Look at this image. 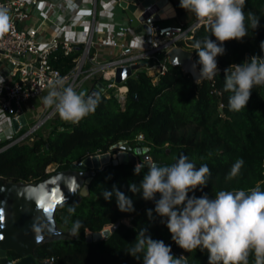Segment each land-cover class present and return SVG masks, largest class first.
Listing matches in <instances>:
<instances>
[{
    "label": "trees",
    "instance_id": "obj_1",
    "mask_svg": "<svg viewBox=\"0 0 264 264\" xmlns=\"http://www.w3.org/2000/svg\"><path fill=\"white\" fill-rule=\"evenodd\" d=\"M175 7L176 21L182 26L196 17L180 8L179 2ZM244 11L259 17V27L251 30L249 26V35L242 41L224 42L225 54L216 58L220 70L216 78L197 80L179 65L169 62L165 73L155 82L145 69L138 70L124 81L128 93L123 110L112 94L99 93L101 101L95 112L78 123H67L56 116L51 120V129L46 133L39 130L32 142L16 143L0 151V180L34 182L49 174L46 168L51 164L56 165V170L69 169L71 163L88 155L116 153L124 143L141 150L138 156L145 167L139 176L133 173L135 166L108 164L94 173L87 196L81 197L77 204L57 209L55 220L61 227L71 231L74 222L79 220L82 228L74 238H53L38 244L34 249L36 259L43 261L53 257V264H142V259L136 260L126 251L133 246L140 228H147L153 239L170 245L175 256H186L188 264H208L207 250L198 248L188 253L181 249L155 211L153 219L149 220L146 209H154L153 201H145L137 194L133 197L135 211L124 213L118 210L115 197L106 201L100 194L115 184L120 191L133 196L128 190L129 183H139L151 162L170 165L180 155H186L197 168L207 164L211 170L208 184L202 190L198 188L189 193L190 196L207 193L215 198L221 190L247 191L257 185L264 191V85L253 87L246 108L239 112L229 110L228 98L232 93L224 91L223 87L225 68L231 71L233 64H240L248 57L264 56V46L261 48L264 0H246ZM183 16H187L186 21L182 20ZM206 35L210 34L202 22L191 38L177 41L176 45L192 51L196 62L194 41ZM79 54V49L66 56L58 50L52 63L64 73L74 65ZM11 140L1 142L0 148ZM145 154L151 160H144ZM237 159H243L244 164L239 174L229 180L227 176ZM156 198H159L158 193ZM69 207H75L74 214L69 215ZM117 221L124 222L107 238L86 241L87 231H100ZM7 254L11 259L18 257L14 251ZM249 261L254 264V257L250 256Z\"/></svg>",
    "mask_w": 264,
    "mask_h": 264
},
{
    "label": "clouds",
    "instance_id": "obj_2",
    "mask_svg": "<svg viewBox=\"0 0 264 264\" xmlns=\"http://www.w3.org/2000/svg\"><path fill=\"white\" fill-rule=\"evenodd\" d=\"M245 3L246 0H179V7L192 12L210 34L193 44L198 56L197 80H212L219 75L216 58L225 54L224 42L242 41L249 35V26L251 30L259 27V17L250 11L246 13ZM13 28L10 10L0 6V37ZM232 66L231 71L229 67L224 69L223 87L232 93L228 98L229 110L239 112L246 108L253 87L264 85V56L253 55ZM49 89L42 98L43 104L54 107L62 119L73 123L94 113L101 101L99 93L78 92L70 85L65 86L59 77L49 82ZM243 164V159H237L227 179L236 177ZM144 167L137 163L134 175L139 176ZM147 169L139 183H129L128 190L133 196L126 195L115 184L100 195L106 201L115 197L118 210L124 213L135 211L133 197L137 194L145 201H153L154 209H146L149 220L155 211L176 245L188 253L198 248L207 250L208 264H250V256L254 257V264H264V191L259 185L247 191L221 190L215 198L207 193L197 197L189 193L208 184L211 170L207 164L197 168L186 155H180L170 165L151 162ZM68 213L74 214L75 207H69ZM81 228L82 222L77 220L71 234L79 235ZM134 240L126 254L142 259V264H188L186 256H175L171 246L153 239L147 228H140Z\"/></svg>",
    "mask_w": 264,
    "mask_h": 264
},
{
    "label": "built area",
    "instance_id": "obj_3",
    "mask_svg": "<svg viewBox=\"0 0 264 264\" xmlns=\"http://www.w3.org/2000/svg\"><path fill=\"white\" fill-rule=\"evenodd\" d=\"M62 1L68 9L65 16L58 14L60 1L0 0V6L10 10L14 25L12 31L0 37V78L3 79L0 84V141L9 139L7 130L14 131L11 119L24 115L26 120V124L14 131V136L10 137L12 140L0 151L16 143L33 141L35 134L56 117L58 111L45 106L34 123L29 124L27 118L29 110L26 105L49 89L50 81L62 78L65 86L70 85L78 92L89 83L88 93L93 89V81L95 87L102 83L104 90L100 93L105 96L112 94L123 110L128 87L124 81H115V70L144 63L143 69L155 82L170 63L168 50L177 46V41L191 38L202 23L198 19L186 26L151 22V43H147L144 38L140 40V33H135L130 27L126 14L119 6L120 0H82L75 9L70 7L75 0ZM33 16L37 25L30 24V20L35 18ZM46 21L51 22L54 29L50 34L43 35L40 27ZM64 33L72 34V37L62 38ZM120 35L128 39H120ZM98 45L118 48L119 52L115 56L99 59L93 51ZM78 49L79 56L66 72L62 73L53 65L54 54L58 50L66 56ZM135 72L132 70V75ZM26 126L29 127L22 131ZM59 128L62 129L61 126ZM46 172L50 171L46 169ZM45 260L53 264L54 258Z\"/></svg>",
    "mask_w": 264,
    "mask_h": 264
},
{
    "label": "water",
    "instance_id": "obj_4",
    "mask_svg": "<svg viewBox=\"0 0 264 264\" xmlns=\"http://www.w3.org/2000/svg\"><path fill=\"white\" fill-rule=\"evenodd\" d=\"M119 6L126 14L130 27L135 33H144V39L151 43V22H160L163 18V8H168V18L176 16L172 3L168 0H120ZM169 61L179 65L184 72L190 73L197 79L199 68L193 59L192 51L179 46H172L168 50ZM195 64V70L193 65ZM144 63L118 67L115 70V81L121 83L132 76V70L143 69ZM104 90L102 83H98L88 94L100 93ZM132 96L136 98L133 92ZM24 115L18 119H11L14 131L24 126ZM120 151L114 156L110 152L88 155L80 161L70 164L68 172H75L68 177L66 172L56 170L35 183L3 182L0 180V264H51L47 260L40 261L34 256L35 247L43 241L30 239L28 231L35 225L47 224L43 233L54 234V211L67 204H77L81 197L89 194V184L96 171L108 164H137L141 150L132 148L129 144H122ZM136 155V156H135ZM144 160L148 155L142 156ZM120 222L110 225L100 231L87 233V242L107 238ZM128 224V223H127ZM28 234V235H27ZM8 251H14L18 257L11 259Z\"/></svg>",
    "mask_w": 264,
    "mask_h": 264
},
{
    "label": "rangeland",
    "instance_id": "obj_5",
    "mask_svg": "<svg viewBox=\"0 0 264 264\" xmlns=\"http://www.w3.org/2000/svg\"><path fill=\"white\" fill-rule=\"evenodd\" d=\"M176 2H179V0H176ZM183 19H185V21H186L187 16H183ZM195 19H197V18L196 17L192 18V20L190 22L194 21ZM161 22L163 24L166 23L164 21H161ZM88 85H89V83H86V85L83 87V89L81 91H84L86 93L87 90H88L87 89ZM49 90L50 89H46L37 98L32 99L31 101L28 102L29 112L27 113V118H28V123L29 124L34 123L42 115V112H43V110L45 108V105L42 102V98L48 94V91ZM56 116H60V114L57 113ZM28 127L29 126L24 127L22 131H24ZM51 127H52V123H51V120H50L40 130L43 131L44 133H46L48 130L51 129ZM148 159L151 160L150 158H148ZM139 162H140V159L138 158L137 163H139ZM47 168L50 171L49 173H53V172L56 171V165L55 164H51ZM61 171L66 172V174H67L68 177H72L73 175L76 174L75 172H68L69 169H65V170H61ZM35 182L36 181H34V182L32 181V183H35ZM26 183H30V182H22V184H26ZM56 211H54V219H55V213H56ZM46 225L47 224H45V225L44 224L35 225L31 230L28 231V234H29L28 237H30V239H37V241H45V240L53 239V238H74L75 237V236H73L71 234V231L70 230L61 227L59 225V223L56 222V220H55L54 227H55V229L58 232L57 233H54V234L43 233L44 228H45ZM109 226L110 225H107L104 228H107ZM87 232L90 233L89 231H87Z\"/></svg>",
    "mask_w": 264,
    "mask_h": 264
},
{
    "label": "crops",
    "instance_id": "obj_6",
    "mask_svg": "<svg viewBox=\"0 0 264 264\" xmlns=\"http://www.w3.org/2000/svg\"><path fill=\"white\" fill-rule=\"evenodd\" d=\"M48 1H51V2L60 1V3L58 4V10H57L58 14H61L63 16H65L67 14L68 9L66 8V6H65V4H64V2L62 0H48ZM168 1L170 3H172V5L174 6V9L176 11V16H177V9L175 7L176 0H168ZM81 2H82V0H75V2L70 5V7H73L75 9V7L80 5ZM167 10H168L167 7L163 8L162 16L165 17V18H163L162 20L164 22H166V24H177L178 22L176 21V16L168 18ZM33 17H35V16H33ZM182 20L185 21V19H183V18H182ZM106 21H108V20H106ZM30 24L31 25H37L36 17L32 18L30 20ZM53 29H54L53 24L51 22H49V21H46V22H44L43 25H41L40 32L43 35H48V34H50L53 31ZM70 37H72V34H69V33H64L63 36H62V38H70ZM119 37H120V39H126V40L128 39L127 36L120 35ZM138 37H140V40L142 38H144L142 33H140V35ZM93 51H95L97 53V56H98L99 59H105L107 57H112V56L117 55V53L119 52V49L118 48H103V47L98 45L97 47L93 48ZM26 107H27V110H29V105L28 104L26 105ZM7 133H8V136H9L8 138H10V137L14 136L15 132L13 130H9V131L7 130ZM1 142H3V141H0V143Z\"/></svg>",
    "mask_w": 264,
    "mask_h": 264
},
{
    "label": "flooded vegetation",
    "instance_id": "obj_7",
    "mask_svg": "<svg viewBox=\"0 0 264 264\" xmlns=\"http://www.w3.org/2000/svg\"><path fill=\"white\" fill-rule=\"evenodd\" d=\"M120 150H121V149H118L117 151H120ZM117 151H116V152H117ZM138 158L140 159V156H138Z\"/></svg>",
    "mask_w": 264,
    "mask_h": 264
},
{
    "label": "bare ground",
    "instance_id": "obj_8",
    "mask_svg": "<svg viewBox=\"0 0 264 264\" xmlns=\"http://www.w3.org/2000/svg\"><path fill=\"white\" fill-rule=\"evenodd\" d=\"M48 169V168H47Z\"/></svg>",
    "mask_w": 264,
    "mask_h": 264
}]
</instances>
